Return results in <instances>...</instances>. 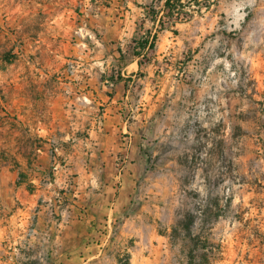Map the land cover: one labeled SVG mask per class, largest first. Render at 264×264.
I'll return each mask as SVG.
<instances>
[{
	"label": "rangeland",
	"instance_id": "obj_1",
	"mask_svg": "<svg viewBox=\"0 0 264 264\" xmlns=\"http://www.w3.org/2000/svg\"><path fill=\"white\" fill-rule=\"evenodd\" d=\"M44 1L0 0V202L7 198L8 212L13 186L54 173L36 165L45 141L35 125L64 22L47 23ZM180 5L164 10L151 57L150 88L170 125L143 136L151 181L142 170L137 192L151 195L146 220L167 243L156 239L151 256L155 264H264V0ZM76 38L72 27L64 41ZM63 59L69 76L76 61Z\"/></svg>",
	"mask_w": 264,
	"mask_h": 264
},
{
	"label": "crops",
	"instance_id": "obj_2",
	"mask_svg": "<svg viewBox=\"0 0 264 264\" xmlns=\"http://www.w3.org/2000/svg\"><path fill=\"white\" fill-rule=\"evenodd\" d=\"M165 2L42 4L50 7L47 23L64 22L62 46L50 49L60 63L47 69L56 77L35 125L45 141L36 165L54 173L13 186L9 202L15 210L8 212L6 197L0 202V264H155L156 239L166 250L155 221L146 220L152 197L137 192L142 170L151 181L145 129H170L159 119L150 88ZM72 27L77 38L67 46ZM134 37L147 43L155 37L153 49L134 46ZM64 56L76 61L69 76L63 74Z\"/></svg>",
	"mask_w": 264,
	"mask_h": 264
},
{
	"label": "trees",
	"instance_id": "obj_3",
	"mask_svg": "<svg viewBox=\"0 0 264 264\" xmlns=\"http://www.w3.org/2000/svg\"><path fill=\"white\" fill-rule=\"evenodd\" d=\"M169 1H171V2H169ZM180 2H181V0H166V2L164 3V8H166L168 10V12H171L172 9L181 8ZM154 40H155V37H153L151 39L150 43H147L144 39H135L134 38L132 40V43L134 44V46H138L140 49H143L146 46H148V48L150 50H152L154 47V44H153ZM135 55H139V53H135Z\"/></svg>",
	"mask_w": 264,
	"mask_h": 264
},
{
	"label": "built area",
	"instance_id": "obj_4",
	"mask_svg": "<svg viewBox=\"0 0 264 264\" xmlns=\"http://www.w3.org/2000/svg\"><path fill=\"white\" fill-rule=\"evenodd\" d=\"M56 151L55 149L53 150V152Z\"/></svg>",
	"mask_w": 264,
	"mask_h": 264
}]
</instances>
